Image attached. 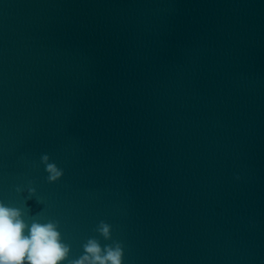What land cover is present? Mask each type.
Masks as SVG:
<instances>
[{
	"label": "water",
	"instance_id": "obj_1",
	"mask_svg": "<svg viewBox=\"0 0 264 264\" xmlns=\"http://www.w3.org/2000/svg\"><path fill=\"white\" fill-rule=\"evenodd\" d=\"M263 46L264 0H0V202L156 264Z\"/></svg>",
	"mask_w": 264,
	"mask_h": 264
},
{
	"label": "clouds",
	"instance_id": "obj_2",
	"mask_svg": "<svg viewBox=\"0 0 264 264\" xmlns=\"http://www.w3.org/2000/svg\"><path fill=\"white\" fill-rule=\"evenodd\" d=\"M41 163L45 166L48 182L57 181L63 170L49 156L42 154ZM17 192L22 191L20 187ZM29 197L35 189H27ZM23 210L0 202V264H122L123 248L120 242L101 246L96 238H89L83 244V254L68 260L70 246L62 241L58 231L59 222L49 220L41 223L33 219L29 224ZM111 225L101 220L96 231L105 240L111 239Z\"/></svg>",
	"mask_w": 264,
	"mask_h": 264
}]
</instances>
